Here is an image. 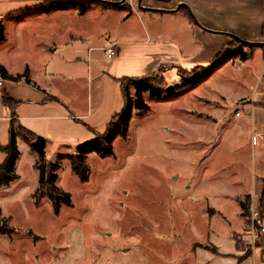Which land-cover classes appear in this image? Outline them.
Segmentation results:
<instances>
[{
	"label": "rangeland",
	"instance_id": "374dc122",
	"mask_svg": "<svg viewBox=\"0 0 264 264\" xmlns=\"http://www.w3.org/2000/svg\"><path fill=\"white\" fill-rule=\"evenodd\" d=\"M2 7L0 16L4 18H0V25L6 24V40H0V65L13 73L20 72L25 63L40 69L46 59L37 55L38 42L34 44L29 37L30 28L19 31L17 20L21 13L6 17ZM92 44H79L80 55L85 57ZM58 47L52 55H45L49 59L53 56L51 63L56 59L58 62L60 55H72L74 50L69 40H59ZM244 66L235 68L243 71ZM67 68H54L53 75L43 81L62 94L72 88L75 109L82 110L99 75L88 71L85 61ZM191 69H186L187 74ZM227 70L196 86L178 89L174 86L181 69L155 72L164 78L166 90L160 99L143 94L149 108L141 113L133 111L126 137L115 135L112 140V156L102 158L95 152L86 155L88 181H79L67 158L60 160L56 184L70 194L72 206L63 205L55 214L48 199L39 205L31 196L16 203L1 202L3 211L10 216L7 223L18 233L12 239L0 235V264H46L59 254L61 243L69 244L73 230L83 232L87 244L94 243L96 250L113 243L138 245L135 249L143 250L151 264H172L176 256L171 251L173 242L181 249L188 241L201 240L207 234L205 209L211 213L213 207L230 218L237 204L233 195L240 191L236 183L249 180L253 171L258 175L264 167V155L253 149L249 135L236 139L238 129L232 126L235 112L242 119L248 112L244 103L236 99L240 89ZM0 79L5 80L1 75ZM244 87L247 89L241 92L249 90L246 84ZM170 88L175 90L173 96L167 94ZM109 109H115V105L111 103ZM228 120L230 125L222 129ZM72 147L49 146L46 159L54 161L60 154H71ZM27 158L28 153L23 152V159ZM22 171L26 179L32 180L27 168ZM243 218L250 229V221L244 215ZM30 229L42 238L34 241L26 233ZM261 240L259 237L253 244L241 246L247 253Z\"/></svg>",
	"mask_w": 264,
	"mask_h": 264
},
{
	"label": "crops",
	"instance_id": "0c3cea01",
	"mask_svg": "<svg viewBox=\"0 0 264 264\" xmlns=\"http://www.w3.org/2000/svg\"><path fill=\"white\" fill-rule=\"evenodd\" d=\"M43 1L0 0L6 13L4 16L21 13L17 20L19 31L23 27L30 28L29 37L34 44L38 42L35 46L37 55L47 61L40 69L25 63L22 70L15 73L2 65L12 75L28 68L30 80L39 88L23 80L0 79V146L8 143L12 118L10 110L2 103V97L17 102L14 120L44 137L46 148L63 145L75 149L80 142L90 140L94 132L102 133L111 117L121 110L123 98L119 78L149 75L165 68L189 69L202 63L207 65L235 38L250 42L242 47L247 58L225 61L203 82L228 69L240 89L238 94L235 93L236 99L244 103L248 112L245 119L235 112L232 126L238 129L236 139L249 135L253 149L257 148L258 154L262 152L264 155V142H261L264 140V0H104L120 2V7L93 3L83 15H79L75 8L45 12L41 5ZM0 18L3 19V15ZM1 25L5 41L6 24ZM59 40H69L74 50L72 55H60L58 62L56 59L51 63L53 56L49 59L45 55L55 53ZM84 42L93 43L87 48L85 57L80 55L78 46ZM111 44L115 53L107 58L104 48ZM81 61L86 62L88 71L99 75L96 78L99 83L91 85L83 109L76 111L72 88L62 94L43 80L53 75L51 70L54 68H73ZM240 65H245L243 71L235 68ZM39 73H42L40 77ZM244 84L249 90L241 92L247 89ZM40 89L58 101L46 100ZM111 103L115 105L113 110L109 109ZM220 120L223 121V117ZM227 123L222 129L230 125V120ZM17 147L20 152L15 163L17 177L0 186V211L7 222L10 216L3 211L1 202L4 200L16 203L22 197L31 196L35 205H39L48 199L45 196L35 202L33 193L38 186V171L34 166L36 155L20 137L17 138ZM23 152L28 153L27 161L23 159ZM5 157V153L0 152V164ZM22 168H27L32 180L24 177ZM259 170L258 175L253 171L249 180L236 183L240 191L233 195L237 204L230 218L222 216L213 207L211 213L205 209L209 220L207 234L201 240L188 241L183 249L173 242L171 251L176 256L172 264H264V235L260 243L252 245L247 253L241 246L251 243L241 203L247 196L258 199L264 167ZM16 233L8 237L12 239ZM26 233L34 241L42 238L31 229ZM82 233L73 230L68 238L69 244L61 243L59 254L46 264H151L143 250L135 249L138 245L128 247L113 243L96 250L94 243L87 244Z\"/></svg>",
	"mask_w": 264,
	"mask_h": 264
},
{
	"label": "trees",
	"instance_id": "16d2710c",
	"mask_svg": "<svg viewBox=\"0 0 264 264\" xmlns=\"http://www.w3.org/2000/svg\"><path fill=\"white\" fill-rule=\"evenodd\" d=\"M93 3H100L104 7H120V2H109L104 0H45L41 4L45 12H50L52 9H77L79 15H83ZM3 27L0 25V40H3ZM245 44L238 39L233 38L231 43L225 46L218 55L207 65H197L187 74L186 69H181L178 83L174 86L176 89L182 87L196 86L206 78H208L221 64L227 60L239 58L244 61L247 55L242 51ZM0 75L5 80L19 81L23 80L26 84L39 88L36 83L29 78L28 68H25L22 73L12 75L7 72L4 66L0 65ZM123 106L119 112L114 114L108 121L105 130L102 133L94 132V136L82 143H79L74 152L71 154H60L54 161H49L45 156L46 139L38 136L20 124H16L14 120V108L17 102L7 97H2V103L10 110L12 118L10 119L8 134L9 139L6 145L0 146V152L5 153V160L0 164V186L7 185L13 181L17 175L15 174V163L19 157V149L17 147V138H22L29 148L35 153L36 160L34 163L38 171V186L33 193L35 202L38 203L43 197H47L51 203L52 210L58 214L61 206H72V200L68 192L60 189L56 182L58 179L57 170L60 167V160L67 158L70 169L77 176L79 181L86 182L89 179V168L85 162L86 155L89 152H95L98 156L104 158L112 156L114 149L112 140L115 135H120L122 138L126 137L128 129V121L133 113H141L146 111L149 106L143 99V94L147 93L151 98L160 99L163 91L167 88V83L163 77H158L156 73L144 76L130 77L125 76L118 79ZM41 90V89H40ZM45 99L50 101H58L54 96L48 95L45 91ZM168 96H173L175 90L170 88L167 90ZM21 132H24V136ZM250 196L246 197L241 203V207L245 208ZM258 212L264 216V179H262V188L258 197ZM16 230L7 223V219L1 216L0 211V234L10 236ZM31 232H29L30 234ZM238 244V241H237Z\"/></svg>",
	"mask_w": 264,
	"mask_h": 264
},
{
	"label": "built area",
	"instance_id": "2783aa9c",
	"mask_svg": "<svg viewBox=\"0 0 264 264\" xmlns=\"http://www.w3.org/2000/svg\"><path fill=\"white\" fill-rule=\"evenodd\" d=\"M105 57L111 58L114 53V45H108L104 48ZM2 84V81L0 80V85ZM238 114V113H236ZM258 199L255 200L253 198H250L248 203L246 204L243 213L244 217L250 221V229H249V235L251 244L254 243V241L262 237L264 235V216H261L258 212Z\"/></svg>",
	"mask_w": 264,
	"mask_h": 264
},
{
	"label": "water",
	"instance_id": "95a60500",
	"mask_svg": "<svg viewBox=\"0 0 264 264\" xmlns=\"http://www.w3.org/2000/svg\"><path fill=\"white\" fill-rule=\"evenodd\" d=\"M244 44H250V42L243 41Z\"/></svg>",
	"mask_w": 264,
	"mask_h": 264
}]
</instances>
